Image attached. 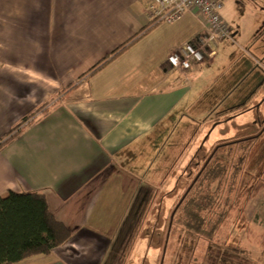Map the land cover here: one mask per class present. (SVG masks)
Listing matches in <instances>:
<instances>
[{
    "label": "crops",
    "instance_id": "1",
    "mask_svg": "<svg viewBox=\"0 0 264 264\" xmlns=\"http://www.w3.org/2000/svg\"><path fill=\"white\" fill-rule=\"evenodd\" d=\"M149 6V0H0V139L48 102L0 149V197L41 193L72 234L36 262L16 264L93 263L112 238L133 232L146 199L147 216L162 218L165 199L175 200L160 197L159 188L168 181L176 190L182 164L199 153L207 161L220 150L201 142L209 127L215 131L232 119L208 120L210 101L219 102L223 87L207 79L217 57L212 48L236 41L264 59V0H225L220 13L231 39L215 42L213 55L192 63L189 72L170 68L166 59L199 34V24L185 15L144 30ZM256 73L260 106L254 101L244 115L264 107L263 74ZM209 87L216 98L210 99ZM258 115L250 112L251 122L244 131L235 127L236 133L256 135L253 126L264 122ZM194 139L200 141L195 148L187 143ZM178 140L185 143L177 147ZM254 157L259 166L255 161L252 169L264 174V150ZM260 204L254 224L264 236V200Z\"/></svg>",
    "mask_w": 264,
    "mask_h": 264
},
{
    "label": "rangeland",
    "instance_id": "2",
    "mask_svg": "<svg viewBox=\"0 0 264 264\" xmlns=\"http://www.w3.org/2000/svg\"><path fill=\"white\" fill-rule=\"evenodd\" d=\"M212 49L216 51L217 57L207 79L210 85L222 82L223 87L219 93L221 98L217 100L219 102L212 104L210 101L208 120L218 116L232 118L227 119V124L224 121V124H219L215 131L209 127L203 140L201 139L207 150L220 145L212 163L220 165L218 167L223 168V173L209 185L208 190L216 193L210 211V214L213 213V220L223 214L222 235L220 236L219 231L218 235L215 232L211 239H206L171 218L173 203H177L206 160L199 153L190 164H182V169H179L182 171L176 185L177 191L174 190L175 182L167 181L159 188L160 197L173 196L175 200L165 199L162 218L156 221L151 214L147 216L150 200L146 199L137 221L134 222L133 232L126 236L116 235L110 240V245L97 254V260L90 264H264V254L261 253L264 251V236H259L263 233L262 229L254 224L255 214L263 209L260 202L264 200V174L259 168L257 174L252 169L255 161L259 166L260 158L254 157L255 150H264V132L261 134L264 122H257L253 126V130L257 131L256 135L254 132L249 135L242 132L244 126L251 122L250 112L253 116L257 112L258 116L264 117V107L247 111L249 114L243 113L254 101L260 106L261 91L256 85L261 80L256 71L263 74L264 80V59L251 55L247 46L236 41L225 42ZM241 49L253 59L240 56ZM209 90L210 99L216 98L214 89L209 87ZM238 125L242 130L239 135L235 129ZM174 143L175 140L171 139L168 146ZM176 143L179 147L185 142L178 140ZM187 143L195 148L200 141L194 139ZM234 149H237L235 155L232 152ZM184 160L185 156L179 163H184ZM198 162L200 165L197 166ZM206 189L198 188V195L204 197ZM142 224L145 225L144 232L139 233L138 229ZM29 258H34L33 262H36L42 257Z\"/></svg>",
    "mask_w": 264,
    "mask_h": 264
},
{
    "label": "trees",
    "instance_id": "3",
    "mask_svg": "<svg viewBox=\"0 0 264 264\" xmlns=\"http://www.w3.org/2000/svg\"><path fill=\"white\" fill-rule=\"evenodd\" d=\"M154 24L150 21L144 30ZM124 47L125 44L119 46L110 55L121 51ZM105 59L100 63H103ZM47 104L48 102L34 109L4 134L0 139V149L13 141L23 128L31 123L37 113L45 111ZM213 158L215 157L210 156L203 163L195 178L175 204L172 215L179 225L206 239L213 237L217 227L223 221V214L219 215L216 220H213L211 216L213 213L210 214L216 193L209 192V185L217 181L223 173V168L218 167L220 165L212 163ZM196 165H200V162ZM203 187L207 188L204 197L198 195L197 192L198 188ZM71 237L70 230L50 213L46 199L41 193L10 191L5 197H0V264H16L32 256L47 255L54 248L66 244Z\"/></svg>",
    "mask_w": 264,
    "mask_h": 264
},
{
    "label": "built area",
    "instance_id": "4",
    "mask_svg": "<svg viewBox=\"0 0 264 264\" xmlns=\"http://www.w3.org/2000/svg\"><path fill=\"white\" fill-rule=\"evenodd\" d=\"M150 21L174 24L185 15L192 16L199 24V34L173 50L166 62L172 69L183 72L192 70V63H202L213 55L215 42L231 39V28L223 20L221 9L225 0H149Z\"/></svg>",
    "mask_w": 264,
    "mask_h": 264
}]
</instances>
